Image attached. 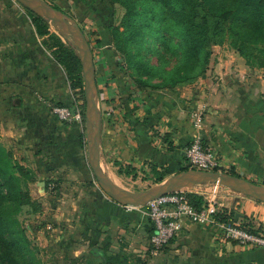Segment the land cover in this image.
<instances>
[{
  "label": "crops",
  "instance_id": "1",
  "mask_svg": "<svg viewBox=\"0 0 264 264\" xmlns=\"http://www.w3.org/2000/svg\"><path fill=\"white\" fill-rule=\"evenodd\" d=\"M44 37L21 3L0 0V142L40 183L47 175L59 174L61 184L78 185L81 182H74L69 172L82 166L79 134L60 123L48 105L65 98L69 83ZM214 50L215 62L192 82L173 89H139L128 76L123 82L130 87L108 98L97 81L93 58L100 165L155 164L167 178L184 170L185 147L199 135L219 167L264 184V65L247 64L226 42ZM77 188L71 196L72 210L52 214L61 220L59 234L75 237V242L57 240L62 264L95 263L74 255L82 241L107 244L117 234L136 229L148 234L144 205L118 203L96 183ZM241 203L234 220L251 221L254 227L262 224L264 231V203L252 197ZM168 243L155 264H264V247L220 242L213 224L187 217L179 218L176 235Z\"/></svg>",
  "mask_w": 264,
  "mask_h": 264
},
{
  "label": "trees",
  "instance_id": "2",
  "mask_svg": "<svg viewBox=\"0 0 264 264\" xmlns=\"http://www.w3.org/2000/svg\"><path fill=\"white\" fill-rule=\"evenodd\" d=\"M113 1L123 4L125 11L119 24L110 28L112 39L116 48L125 54L127 67L133 69L129 78L139 89H173L194 81L208 68L212 46L225 42L227 37L229 44L244 57L247 64L264 65V0ZM24 7L36 32L45 36L43 43L63 67L69 87L83 90L81 62L75 47L64 42L58 33L51 30L49 22L40 14ZM151 33L164 41L165 46L175 50L177 60L172 67L162 66L166 63L165 55L168 52H162L160 63H150L144 57L141 46ZM84 135L83 132L79 134L83 146ZM28 170L0 142V264H39L29 247L30 239L25 227L17 217L24 204L32 205L33 211L39 209L28 190L21 186L20 175L28 174ZM151 170L157 174L158 181L162 180V170L155 164H151ZM227 171L239 175L232 169ZM187 194L197 207L205 202L201 193L189 191ZM215 215L222 221L238 218H235V210L227 208ZM240 220L241 225L251 231L262 230V226L254 227L251 221ZM149 221L147 237L154 230ZM89 253L93 258L101 255L96 245L90 246ZM105 261L106 258L96 264H105Z\"/></svg>",
  "mask_w": 264,
  "mask_h": 264
},
{
  "label": "rangeland",
  "instance_id": "3",
  "mask_svg": "<svg viewBox=\"0 0 264 264\" xmlns=\"http://www.w3.org/2000/svg\"><path fill=\"white\" fill-rule=\"evenodd\" d=\"M45 1L60 7L74 17L89 39L96 64L97 81H99L101 88L104 86L103 95L108 98L110 95L125 89L124 87L127 85L123 81L128 76H131L130 72L133 69L127 67L125 54L123 51L116 48L110 31L111 26L119 24L122 18L125 11L123 4L113 0ZM49 26L51 30L62 37L64 42L72 45L67 38L61 35L60 29L62 26L56 18L49 21ZM119 27L121 28V26ZM228 41L227 37L225 42L229 43ZM217 45L218 44L212 46L209 65L215 62L216 57L214 49ZM174 51L172 47L168 48V46H165L164 41L158 38L154 33L147 35L141 46V52L144 57L148 62L154 64L162 62V52H168V54L165 55L164 62L166 63L162 65L166 68L172 67L177 60V56H174ZM127 87H130V85ZM113 89L116 91H113ZM66 90L64 99H54L48 103L49 110L60 123L70 127L74 133L80 134L83 132L85 134L84 118L81 122L73 117L70 119L61 118L52 110L55 106H67L72 113L76 108L84 107L82 104L84 102L83 90H78L77 88L72 89L69 86ZM103 97L104 96H101V105H105L103 104L105 101ZM81 146L83 151L82 166H75L76 168H73L69 172V177L75 179L73 180L74 182H81L80 184L83 185H89L91 182L92 184H98L88 165L85 146L82 144ZM101 167L114 182L133 190L158 186L166 179L163 177L162 180L158 181L156 179L157 174L151 170V165H144V163L138 167H134L131 163L122 164L120 162L117 167L114 168L112 163L108 162L106 164L103 162ZM215 169L228 170L222 169L221 167ZM27 173L26 175H20L21 186L23 189L28 190L35 205L38 204L39 209L38 211H33L32 205L24 204L17 213V217L25 227V232L30 239L29 247L36 260L39 261V264H62L60 260L62 259L63 249H59L57 243L59 240L64 243H67V241L75 242V237L71 234L70 238H63V233L59 234V228L63 229L61 220L59 217L53 216L52 214L53 212H58L60 209L62 211L72 210L73 198L71 196H73V192L75 189H78L77 187L80 186V184H61L59 174L45 176L42 184L37 178L35 179L33 177L31 170H28ZM189 189L201 193L205 199H212L220 207H226L230 210L238 209L242 205L241 199L250 197L220 183L195 184ZM64 194H66V198H63ZM77 194H79V192ZM149 220L148 217L146 220L147 225L150 223ZM255 224L258 225L257 222H255ZM260 226L263 225L260 224ZM137 231L136 229L135 232L132 230L130 233H119L114 237L112 242H108L107 244L98 242L96 246L100 249L101 255L95 258L91 257L88 251L91 245H95L92 240L82 241V245H79V247L75 249L74 255L82 257L85 260L87 259V262L91 260L95 262L94 264L103 262L105 258L107 260L105 264H155V258L162 253L166 245L156 254H149L147 251L148 234ZM51 242V245L54 244V246L49 244ZM168 244L169 243H167V245ZM88 257H91V259H88Z\"/></svg>",
  "mask_w": 264,
  "mask_h": 264
},
{
  "label": "water",
  "instance_id": "4",
  "mask_svg": "<svg viewBox=\"0 0 264 264\" xmlns=\"http://www.w3.org/2000/svg\"><path fill=\"white\" fill-rule=\"evenodd\" d=\"M17 1L40 14L48 22L56 18L62 26L61 35L67 38L76 49L81 62L83 78L86 158L99 187L111 199L124 205L141 206L160 195L175 190L189 189L195 184L220 183L264 203V184L220 169L187 168L171 174L158 186L138 190L114 182L100 165L98 88L95 80L93 54L84 31L74 17L45 0ZM16 100L18 101V99ZM41 183L43 184V182Z\"/></svg>",
  "mask_w": 264,
  "mask_h": 264
},
{
  "label": "built area",
  "instance_id": "5",
  "mask_svg": "<svg viewBox=\"0 0 264 264\" xmlns=\"http://www.w3.org/2000/svg\"><path fill=\"white\" fill-rule=\"evenodd\" d=\"M83 108L78 107L72 113L67 106H55L53 112L61 118L73 117L77 121L83 120ZM185 156L189 168L215 169L219 162L213 151L207 147L199 135H195L185 147ZM190 189L175 190L149 200L145 206V213L151 220L154 230L147 237V251L156 254L169 240L176 235L178 220L187 217L204 224L216 227L217 239L220 242L234 241L242 246L264 247V231H251L243 227L238 221H225L216 218V213L222 209L212 199H205L201 206H195L188 197Z\"/></svg>",
  "mask_w": 264,
  "mask_h": 264
}]
</instances>
